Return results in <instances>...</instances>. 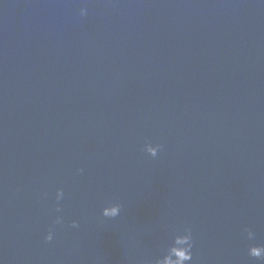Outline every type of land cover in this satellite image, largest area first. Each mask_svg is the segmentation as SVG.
I'll list each match as a JSON object with an SVG mask.
<instances>
[{"label":"water","instance_id":"95a60500","mask_svg":"<svg viewBox=\"0 0 264 264\" xmlns=\"http://www.w3.org/2000/svg\"><path fill=\"white\" fill-rule=\"evenodd\" d=\"M185 227L192 264H260L264 2L0 0V264H152Z\"/></svg>","mask_w":264,"mask_h":264},{"label":"clouds","instance_id":"9594fccd","mask_svg":"<svg viewBox=\"0 0 264 264\" xmlns=\"http://www.w3.org/2000/svg\"><path fill=\"white\" fill-rule=\"evenodd\" d=\"M264 2V0H261ZM88 14V9L86 7H80L78 11V16L83 18ZM160 145H153L151 143H145L143 146V151L152 158H155L160 150ZM81 170H78V172ZM65 198V193L62 188H57L54 197V217L52 219V226L48 229L46 235L44 236L45 242H51L54 238V229L56 226H62L64 224L62 201ZM122 211V206L118 202H113L103 207L100 211V216L105 219H115ZM69 227L76 229L79 227L77 221L73 220ZM242 234L244 238L248 241L255 239V233L247 226L242 228ZM193 248L194 241L191 229L188 227L183 228V230L177 234L173 233L171 243L162 251L152 264H192L193 262ZM247 255L252 260L264 264V246L256 245L249 246L247 248Z\"/></svg>","mask_w":264,"mask_h":264}]
</instances>
